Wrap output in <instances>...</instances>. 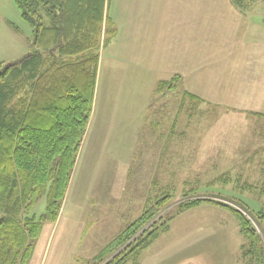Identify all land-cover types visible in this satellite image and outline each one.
Instances as JSON below:
<instances>
[{"label": "rangeland", "instance_id": "obj_1", "mask_svg": "<svg viewBox=\"0 0 264 264\" xmlns=\"http://www.w3.org/2000/svg\"><path fill=\"white\" fill-rule=\"evenodd\" d=\"M109 7L117 38L101 52L90 125L58 219L43 221L25 264H94L166 194L163 213L193 196L264 207V0L245 1L249 17L230 0H109ZM170 26L173 56L193 62L175 66L178 75L170 65H145L162 51L169 56L160 33ZM32 40L15 1L0 0V61L21 59ZM45 212L44 198L29 216ZM247 245L230 212L204 205L175 219L138 264H247Z\"/></svg>", "mask_w": 264, "mask_h": 264}, {"label": "trees", "instance_id": "obj_2", "mask_svg": "<svg viewBox=\"0 0 264 264\" xmlns=\"http://www.w3.org/2000/svg\"><path fill=\"white\" fill-rule=\"evenodd\" d=\"M14 1L33 29V40L21 59L0 61V264H25L43 221L58 219L90 125L101 52L117 36L109 0ZM245 1L230 0L242 14ZM44 198L45 214L30 217ZM170 201L166 194L146 206L94 264H138L175 219L204 205L230 212L248 240L247 264H264V207L253 211L241 203L237 208L193 196L175 212L163 213Z\"/></svg>", "mask_w": 264, "mask_h": 264}, {"label": "crops", "instance_id": "obj_3", "mask_svg": "<svg viewBox=\"0 0 264 264\" xmlns=\"http://www.w3.org/2000/svg\"><path fill=\"white\" fill-rule=\"evenodd\" d=\"M108 1V0H107ZM202 1V0H201ZM193 7V5L190 7V8H192ZM110 8V7H109ZM124 8V7H123ZM106 10H107V8H106ZM108 11H110V9L108 10ZM238 13L240 14V16L241 17H249V12H246L245 14H242L240 11H238ZM108 14H109V12H108ZM109 17H110V15H109ZM111 18V17H110ZM111 20H112V22L114 23V21H113V19L111 18ZM264 20V19H263ZM261 23V25L263 26V28H264V22H260ZM202 24H203V22H202ZM114 25H115V27H116V24L114 23ZM187 25H188V29H191V26H192V23L190 22V21H187ZM163 31L164 32H161L160 33V39H161V41L163 40V38L164 39H166L167 38V41H166V43L169 41V43H168V52H169V56H165L164 54H163V51L161 52V55L159 54V56H160V58H159V56L158 57H156V59H152V58H150L149 60H148V64H146L147 63V61H145L146 63H145V65H164V66H173L172 67V69H170L171 71H170V74H172V73H174V75L176 74V75H178V71L176 70L178 67H175V66H181V65H183V64H192L193 62L192 61H190V59L192 58V57H184V58H177L176 59V57L175 56H173V51H175L176 52V42H175V39H176V34H175V31H174V29H172L171 28V26L169 27V29H167V28H165V29H163ZM117 37H115V39H116ZM156 40V39H155ZM184 42H187V41H184ZM156 46L155 45H150V48H155ZM186 55H189V52H187V50H186ZM190 55H191V53H190ZM156 60V61H155ZM198 63H201V62H198ZM180 69H181V67H180ZM182 71V70H181ZM164 72H166V71H164ZM181 73V72H180Z\"/></svg>", "mask_w": 264, "mask_h": 264}]
</instances>
